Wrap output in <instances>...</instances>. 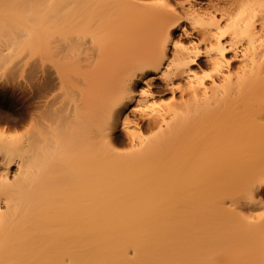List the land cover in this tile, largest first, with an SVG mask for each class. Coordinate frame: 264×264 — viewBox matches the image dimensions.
I'll list each match as a JSON object with an SVG mask.
<instances>
[{
  "label": "bare ground",
  "instance_id": "1",
  "mask_svg": "<svg viewBox=\"0 0 264 264\" xmlns=\"http://www.w3.org/2000/svg\"><path fill=\"white\" fill-rule=\"evenodd\" d=\"M120 1L123 17L98 24L96 39L100 56L124 59L113 66L99 63L97 54L96 61L82 56L92 39L66 36L68 8L42 9L43 69L52 58V70H101L104 81L99 73L98 79L109 88L97 96L93 118L84 113L92 132L80 113L71 118L64 102L71 81L61 74L54 94L43 95L39 112L27 107L25 118L31 132L42 121L45 154L66 145L82 151L80 130H89V179L95 186L74 189L67 199H31L23 187L33 165L0 151V264H208L207 243L218 237L231 247L245 232L244 222L228 221L209 233L202 221L249 210L264 190V158L254 161L253 143L248 136L240 140L241 127L264 136V0H160L155 9L141 0ZM9 5L0 0V9ZM34 41L30 36L25 42L30 50ZM68 117L82 120L73 124L79 126L76 138ZM66 124L73 134L65 132ZM11 139L0 129V145ZM225 139V150L212 154L215 142ZM178 142L186 148L179 151ZM117 145L128 146V153ZM195 165L204 169L188 186L184 174ZM173 194L186 200L184 211L174 209ZM208 198L215 204L204 205ZM258 226L251 235L264 246V219Z\"/></svg>",
  "mask_w": 264,
  "mask_h": 264
},
{
  "label": "rangeland",
  "instance_id": "2",
  "mask_svg": "<svg viewBox=\"0 0 264 264\" xmlns=\"http://www.w3.org/2000/svg\"><path fill=\"white\" fill-rule=\"evenodd\" d=\"M4 1H8L11 5H9L7 8L0 9V129H4L12 139L8 144L0 145V151L9 152L11 155L21 156L33 165L34 174L26 181L23 187L25 189L26 195L31 199H40L42 201L49 202L72 197L71 192L74 189L82 192L91 191L95 186V182L93 181V179H89L91 164L90 160L92 154L91 149L94 148H91L92 144L87 141V137L91 135H89V130L91 131L92 127L90 129L84 119L87 118L90 120L93 118L91 113L93 112V110L95 111V109H97V104L99 103V97L97 99V96L101 97L102 93L105 91L104 89L106 87H109L104 84L105 82L101 85L102 77L104 79V76H102L103 71L101 70H97L99 71L98 73L101 74L99 75L101 77V80L98 79L99 76L96 70L92 69L87 70L86 68L85 70H52L51 68H48L53 67V64H51L52 58H50V62L45 61L49 66L47 65L46 70L43 69L42 64H40V61H42L41 56H39L42 55L41 51L43 50V48L42 50H40L41 47H43V36L41 34L40 27L42 19L41 13H43V7L50 5H59L68 8L69 12L66 13L63 28L65 29L66 36H71L72 38H67L70 40V38L73 39L76 37L74 35H84L88 39H92V47L88 46L85 51L87 53L84 54V52H82L80 55L84 54L82 55L83 57L92 56L95 58L96 54L99 55V51L96 50L98 49L96 48L98 24H108L118 19L121 20L120 18L123 17V14L125 12V5L122 4L120 0H81V4L78 3V0ZM141 1L143 3L149 4L152 8L154 7V9L160 8L158 6L160 0ZM139 18L142 21H145L147 16L144 14L140 15ZM30 36H32L35 40L33 45V48L35 49L32 48L33 50H30L25 43ZM241 43L244 42L241 41ZM148 44L149 41L143 42L141 46H144L145 48L146 46H148ZM140 47L138 48L139 50H141ZM36 50L38 51L36 52ZM31 52H34L32 53L33 55L31 54ZM38 52H40V54H35ZM29 55L31 56V58H29ZM97 55V60L98 58H100L99 63L109 64L110 66H113L115 63L118 64L117 62L124 60L123 58L120 59V57L113 58L111 56V58L110 55H108V58H105L107 55H102L104 57L100 55L99 57H97ZM96 58L95 60H93V58L91 60L96 61ZM45 62L43 63V65H45ZM52 62H54V59ZM84 62L86 63V61ZM85 63L83 64L85 65ZM60 74L62 75V77H66L71 81L70 83L66 82L67 84H70L68 86L69 88L66 85H63V88L64 86H66L65 89L67 88L68 90V92L66 90L67 94L64 92L67 95L66 99H64L66 101L64 102L67 105L66 107H69L70 110H68V108L64 106L65 104L60 105H63V107L68 110V112L70 111V115H72L71 113L73 112L71 118H77L78 113H80L89 130L87 131L83 126V129H81L82 127L80 128L82 139L81 143L78 144H81L82 151H79V147H77L79 148V150H76L77 148L74 147L75 150L71 149L70 151H68L69 149L66 148L68 151L67 152L65 151V147H68L69 145H66L62 147L64 148L62 150H64L65 152H63L62 150H58L59 153L58 151L54 152L53 156L52 153L45 154L41 147L43 145L41 141L42 136H40L41 138H39V135H42L43 133H40L39 131L42 130L40 129L42 128V121L40 123L41 127L36 123L37 125H35V128H37H33L35 130L33 131L32 129L31 132L29 130L27 122L28 116L25 118V111L27 110V107H29L28 112L30 110V112H39L43 104V95L45 97L51 94L53 91L55 92V88L58 86V84H60V81H58L59 79H57L58 76H61ZM48 77L50 78V83L47 82V85L49 83L50 87L49 85L47 86L45 85L46 83H44L45 79H47ZM49 78L47 80H49ZM41 84L46 86V88L44 86H41ZM65 89H63V91ZM108 90L106 89V91ZM62 93L63 92H61V97ZM63 97H65V95H63ZM62 101L63 100L61 98V102ZM64 112L66 111H63L61 113H63L64 115ZM84 113L87 116L86 118H84ZM66 114L68 113L66 112ZM66 114L65 116H67ZM88 114H90V116ZM69 117L68 121H65L69 122ZM73 120H71L69 124L71 123L72 125H70V130L72 129V131L75 133H70H72L74 136H77L79 134V126H77V128H73L77 125L75 123L76 125L73 126L76 119L75 121ZM65 121L63 120L64 123ZM237 123L239 124V126H241L239 120H237ZM66 125L67 126H65L64 129H66L67 127L68 130H66L65 132H68L67 134L69 135V125ZM240 129V140L246 141V139L249 137L254 145L255 152L253 160L259 161L264 158V136L261 134H253L246 127H241ZM28 131H30V133H28ZM145 134L149 135L148 132H146ZM74 136L70 138L73 139V141ZM71 141L70 144L73 143ZM223 141H226L227 143L226 139L215 142L214 148L211 149L212 154H217L225 150L222 147ZM177 145V149L179 151H182L186 148L185 143L178 142ZM69 148L71 147L69 146ZM116 148L123 154H126L129 151V147L124 145H117ZM155 169L156 167L155 165H153V171ZM203 169L204 167L202 165H195L188 168L184 174L187 175L189 173V178L187 180V183L185 184L188 186L194 185L197 181V177ZM75 179L77 180L75 181ZM76 184L77 186H75ZM262 191L263 192L261 194L255 196V198L253 199V201L255 202V206H253L251 209L248 210L240 207L224 215L223 217L218 219L219 221H210V219L206 218L202 221L203 230H210L208 231L209 233L218 231L217 229L219 228H217V225H219L220 227L221 225H224L225 227V224L228 221L229 223H234L235 225L244 226V223L245 225L247 224V227L244 226L246 228H244L245 232H242L241 236H237V238L234 239V243L231 244V247L225 246L223 243L224 241H218V237L206 244L203 255H206L205 258H208L210 264H264V246L261 245V242L259 240L260 238H255V236L251 235V231H253V229L256 231L258 229L257 227H259L258 225H260L261 221L264 219V190ZM237 192H240V190H237ZM237 197L238 201L243 199L240 193L237 194ZM192 201H195L192 202L193 204L195 203V205L198 203L196 202L197 200ZM204 201V205L215 204V198H208ZM185 202L186 200L184 198H180L179 195L173 194L172 205L174 209L175 207L178 209V212L184 211L183 209ZM247 230L249 233L245 234ZM215 254L217 256H215ZM180 255L184 254L181 253Z\"/></svg>",
  "mask_w": 264,
  "mask_h": 264
}]
</instances>
